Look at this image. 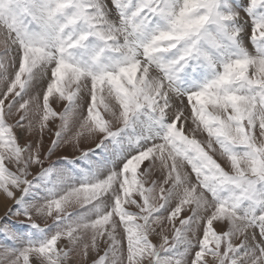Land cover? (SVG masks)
Returning <instances> with one entry per match:
<instances>
[{
  "label": "snow or ice",
  "instance_id": "6c2138e0",
  "mask_svg": "<svg viewBox=\"0 0 264 264\" xmlns=\"http://www.w3.org/2000/svg\"><path fill=\"white\" fill-rule=\"evenodd\" d=\"M0 205V264H264V0H0Z\"/></svg>",
  "mask_w": 264,
  "mask_h": 264
},
{
  "label": "rangeland",
  "instance_id": "374dc122",
  "mask_svg": "<svg viewBox=\"0 0 264 264\" xmlns=\"http://www.w3.org/2000/svg\"><path fill=\"white\" fill-rule=\"evenodd\" d=\"M250 26H249V30H248V35L250 36ZM246 43H247V40H246ZM249 46V48H250V50H252V48H251V45L249 44L248 45ZM4 216V213L2 212V211H0V217H3ZM5 221H3V220H0V223H4Z\"/></svg>",
  "mask_w": 264,
  "mask_h": 264
},
{
  "label": "bare ground",
  "instance_id": "6f19581e",
  "mask_svg": "<svg viewBox=\"0 0 264 264\" xmlns=\"http://www.w3.org/2000/svg\"><path fill=\"white\" fill-rule=\"evenodd\" d=\"M0 211H2L4 213V208L2 205H0Z\"/></svg>",
  "mask_w": 264,
  "mask_h": 264
}]
</instances>
